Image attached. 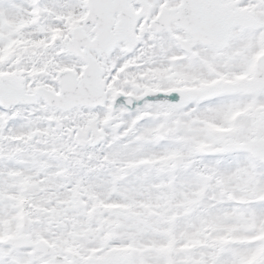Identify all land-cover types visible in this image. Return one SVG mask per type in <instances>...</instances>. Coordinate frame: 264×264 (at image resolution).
I'll use <instances>...</instances> for the list:
<instances>
[{"label":"snow or ice","instance_id":"6c2138e0","mask_svg":"<svg viewBox=\"0 0 264 264\" xmlns=\"http://www.w3.org/2000/svg\"><path fill=\"white\" fill-rule=\"evenodd\" d=\"M0 264H264V0H0Z\"/></svg>","mask_w":264,"mask_h":264}]
</instances>
